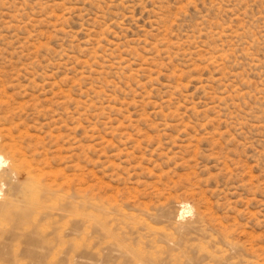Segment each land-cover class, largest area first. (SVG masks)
<instances>
[{"label": "rangeland", "instance_id": "rangeland-1", "mask_svg": "<svg viewBox=\"0 0 264 264\" xmlns=\"http://www.w3.org/2000/svg\"><path fill=\"white\" fill-rule=\"evenodd\" d=\"M0 155V264H264V0H0Z\"/></svg>", "mask_w": 264, "mask_h": 264}, {"label": "bare ground", "instance_id": "bare-ground-1", "mask_svg": "<svg viewBox=\"0 0 264 264\" xmlns=\"http://www.w3.org/2000/svg\"><path fill=\"white\" fill-rule=\"evenodd\" d=\"M52 136V135H51ZM40 138V137H39ZM4 143V142H3ZM11 157H12V155H11ZM12 160H14V159H12ZM8 156H6V158L4 157V156H1L0 155V168H1V166L2 165H6V163L8 164V167L5 169V170H3L2 172H0V185H1V183L2 182H11V180L13 179V177H14V175H17L16 173H15V169H17V167L16 168H14L15 167V164H14V162H16V161H12ZM19 162V161H18ZM28 162V161H27ZM17 164V163H16ZM30 165V164H29ZM20 166H21V164H20ZM18 167H19V165H18ZM33 167V166H32ZM22 168V167H21ZM21 168H20V172L23 170H21ZM18 170V169H17ZM29 170V169H28ZM31 171V170H30ZM55 172V171H54ZM23 173V172H22ZM19 174V173H18ZM31 174L32 173H30V172H26L25 173V177H26V179L27 180H29V179H33V177H34V175H33V177L31 176ZM36 176V175H35ZM37 177V176H36ZM36 177H34V178H36ZM17 178V177H16ZM37 180V179H36ZM36 180H34V182L36 181ZM40 181V180H39ZM10 184V183H9ZM36 184V183H35ZM31 186V185H30ZM30 186H28V187H30ZM32 187H34V186H32ZM38 187H41V185L40 186H38ZM44 187V186H43ZM43 187H41V188H43ZM54 187V186H53ZM53 187H46L44 190H43V194H44V199H46V200H49V198L50 197H54V196H57V193H58V191L57 190H55ZM17 189V188H16ZM35 190H36V188H35ZM6 192V191H5ZM9 193V192H8ZM21 193V192H20ZM37 193V192H36ZM35 193V194H36ZM22 194V193H21ZM33 194V193H32ZM71 195V194H70ZM70 195H68V196H70ZM30 196H31V194H30ZM34 196V195H33ZM8 197H9V195H8ZM11 197V196H10ZM36 197V196H35ZM37 198V197H36ZM71 200V197H68V200H67V206L66 207H68V210H59V209H53V208H51L48 212H46V213H41V214H43L42 216H43V218H47V219H50V218H54V217H59V216H62L61 215V213L64 211V212H66V213H68V214H71L70 213V209L72 208V202L70 201ZM32 201V200H31ZM7 202V201H6ZM1 206V205H0ZM39 206V205H38ZM92 207H94L96 210H102V211H104V209H106V208H104V206L103 205H96V204H92ZM111 208V207H110ZM106 211V210H105ZM118 211V210H117ZM121 211V210H120ZM182 212V211H181ZM38 213V212H37ZM36 213V214H37ZM120 213V219H126V215H125V213H122V212H119ZM41 214H37V215H41ZM176 216H178V215H176ZM181 216V213H180V215H179V217ZM178 217V218H179ZM67 220V219H66ZM181 220V219H180ZM145 227V226H144ZM105 228V227H104ZM145 228H150V226L149 227H145ZM155 229V228H154Z\"/></svg>", "mask_w": 264, "mask_h": 264}]
</instances>
